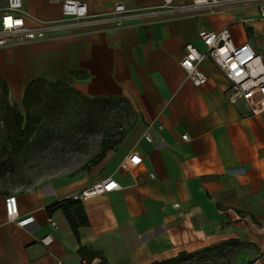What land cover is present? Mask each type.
<instances>
[{
	"label": "crops",
	"instance_id": "0c3cea01",
	"mask_svg": "<svg viewBox=\"0 0 264 264\" xmlns=\"http://www.w3.org/2000/svg\"><path fill=\"white\" fill-rule=\"evenodd\" d=\"M64 1L21 0L25 24L60 19ZM74 1L86 4L89 16L119 2L129 9L162 3ZM172 2L186 6L191 0ZM6 7L0 0V10ZM225 27L236 45L249 43L264 62L258 2L117 29L90 24L0 48V82L10 103L19 105L29 84L45 80L89 98L123 99L135 114L133 127L69 193L80 196L108 178L119 185L80 200L88 225L78 229V239L61 210H48L66 196L0 192V264H155L228 240L250 244L257 253L252 264H264V112L250 116L242 105H231L229 83L209 58L199 65L206 75L199 87L179 64L187 44L205 51L199 30ZM131 152L142 158L134 173L122 166ZM7 195L33 223L20 228L7 219ZM47 235L52 242L44 246L40 240Z\"/></svg>",
	"mask_w": 264,
	"mask_h": 264
},
{
	"label": "rangeland",
	"instance_id": "374dc122",
	"mask_svg": "<svg viewBox=\"0 0 264 264\" xmlns=\"http://www.w3.org/2000/svg\"><path fill=\"white\" fill-rule=\"evenodd\" d=\"M51 83H40L28 93L25 110L22 102H9L0 82V192L73 198V185L83 181L98 155L116 145L135 123L123 99L95 100ZM17 113L23 119L19 131ZM207 249L173 264H252L257 256L242 240Z\"/></svg>",
	"mask_w": 264,
	"mask_h": 264
},
{
	"label": "built area",
	"instance_id": "2783aa9c",
	"mask_svg": "<svg viewBox=\"0 0 264 264\" xmlns=\"http://www.w3.org/2000/svg\"><path fill=\"white\" fill-rule=\"evenodd\" d=\"M156 7L129 9L121 2L116 3L106 14L89 16L87 6L83 2L66 0L61 4V18L51 22H42L34 27L25 24L21 0H7V7L0 10V48L18 44H27L35 40L50 38L54 34L90 24H110L113 28L145 25L155 20L175 18L187 12L196 11L214 14L221 9L233 5L258 2L260 18L264 19V0H191L186 6H174L172 0H161ZM198 38L205 48L200 52L193 44L184 48L180 67L186 77L199 87L206 82V75L200 68L204 58H209L222 72L229 83L226 98L231 105H242L250 116L264 112V62L249 43L236 45L228 27L218 32L199 30ZM187 136H183L186 140ZM150 141V138L146 136ZM142 158L131 152L123 161V168L130 173L138 170ZM153 178V175H151ZM119 189L117 181L108 178L84 190L75 200H86L90 197L107 194ZM5 214L9 221L24 228L33 223L34 217L20 216L14 195L4 198ZM52 224H54L52 222ZM48 246L52 242L50 235L40 240ZM57 264H63L58 262ZM79 264H97L95 261H82Z\"/></svg>",
	"mask_w": 264,
	"mask_h": 264
},
{
	"label": "trees",
	"instance_id": "16d2710c",
	"mask_svg": "<svg viewBox=\"0 0 264 264\" xmlns=\"http://www.w3.org/2000/svg\"><path fill=\"white\" fill-rule=\"evenodd\" d=\"M46 82L47 81H45V80H36V81H34V82H32L31 84L28 85V87L25 90L24 98H23V101H22V104H23L25 110L28 109V107L26 105V99H27L28 93L36 85H38L40 83L44 84ZM52 83L64 85L68 89H71L70 87H68L66 84H64L62 82H52ZM1 84H2V87H3L4 93L7 94L8 91H7L6 85L3 84V83H1ZM71 90H73V89H71ZM94 99L98 100L99 98H94ZM103 100H108V98H103ZM17 115H18V119H17L16 125H17V130L19 131L21 129V125H22L23 119H22V115L20 113H17ZM29 131L31 132L32 129H30ZM120 139L118 140V142L120 141ZM112 147H109V148H112ZM106 150H104L103 152H101L98 155V160H100L103 157L104 152ZM48 210H49V212L53 211V210H61L63 212V214L65 215V218L67 219V221L69 223V226H70L74 236L77 239H78V229L80 227H84V226L88 225V221H87V218L85 216V212H84V209H83V206H82V203H81L80 200L64 199V200H62L60 202H57V203L51 205L50 207H48ZM237 243H238V240H228V241L222 242L221 245H223V246L224 245H234V244H237ZM207 250L208 249L205 248V249L200 250V252L207 251ZM197 253H199V252H192V253L183 252V253H180L176 258H173V259L161 262V263H155V264H173V263H176V262L181 261V260H189L191 257H193Z\"/></svg>",
	"mask_w": 264,
	"mask_h": 264
}]
</instances>
